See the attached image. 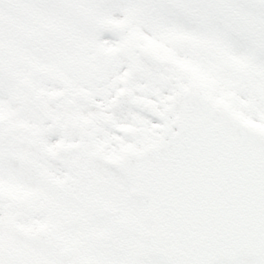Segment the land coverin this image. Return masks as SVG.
Wrapping results in <instances>:
<instances>
[{"label": "snow or ice", "instance_id": "obj_1", "mask_svg": "<svg viewBox=\"0 0 264 264\" xmlns=\"http://www.w3.org/2000/svg\"><path fill=\"white\" fill-rule=\"evenodd\" d=\"M0 264H264V0H0Z\"/></svg>", "mask_w": 264, "mask_h": 264}]
</instances>
